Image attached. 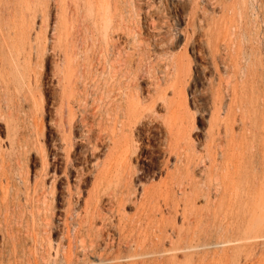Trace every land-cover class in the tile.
I'll return each mask as SVG.
<instances>
[{
	"label": "bare ground",
	"instance_id": "6f19581e",
	"mask_svg": "<svg viewBox=\"0 0 264 264\" xmlns=\"http://www.w3.org/2000/svg\"><path fill=\"white\" fill-rule=\"evenodd\" d=\"M53 1L50 50L58 94L50 104L66 175L81 181L77 149L91 146L83 168L93 176L92 189L83 217L76 212L75 219V231L89 239L82 255L95 250L92 233H102L94 230L97 220L107 213L123 216L133 204L138 233L123 237L132 240L125 246L134 253L128 264H264V25L258 28L253 0H218V12L194 0L191 31L179 32L180 52L172 44L177 32L160 24L150 4L143 9L136 0H0V121L6 130L5 142L0 137V264H37L24 247L36 240L28 235L40 208L35 193L48 175L42 68ZM140 16L147 33L159 37L155 47L165 45L160 54L144 44ZM204 56L209 67L192 65ZM198 116L202 128L195 126ZM155 140L158 149L151 153ZM155 153L163 157L166 175L157 184H142L139 192L134 182L144 177L138 175L140 163ZM30 155L41 162L34 183ZM49 192L52 210L53 185ZM177 222L183 228L174 246L161 248L166 228ZM156 225L159 234L152 230ZM75 254L67 251L64 264H80ZM122 259L99 257L98 264Z\"/></svg>",
	"mask_w": 264,
	"mask_h": 264
},
{
	"label": "rangeland",
	"instance_id": "374dc122",
	"mask_svg": "<svg viewBox=\"0 0 264 264\" xmlns=\"http://www.w3.org/2000/svg\"><path fill=\"white\" fill-rule=\"evenodd\" d=\"M178 0H136L137 4L143 6V9L148 4L152 5V10L154 11V17H159L160 24L163 22H167L172 28L171 33H175L178 37H174L172 39V44L174 47V52H180L183 44L184 39L179 34L183 29H187L191 31V25L188 23V20L192 14V5L194 0H181L177 3ZM200 2V6L205 7L208 11L212 9L215 12H218V0H198ZM172 2L175 4V7L172 6ZM177 3V4H176ZM253 6L259 9H254L255 16L258 14V28L260 29L264 25V0H253ZM258 5V7L256 6ZM258 12V14H256ZM55 16H56V8L55 3L50 2L49 7V20H48V27L46 30V37H47V53L44 57L43 68L42 72L45 76L43 79V84L46 90V94H44L45 103H44V141H45V149L48 157V175L44 180V188L39 187L36 190L35 196L36 199L39 200L38 205L40 206L39 210L35 209L36 216L34 222V231L28 234L29 237L33 235L36 240L32 242L28 240L26 242V246L24 247L27 256L32 259L36 258L37 264H64V256L66 255L67 251L71 250L75 252V256L73 259L78 261L80 264H98L99 257L103 260L107 258H112L114 256H120L123 259L120 261L122 264H128L131 261L127 260L126 257L133 255L134 253L132 250L125 248L126 244L132 245V240L123 239L126 235H137L138 231L136 228L134 229V219L136 217V210L133 204H128L125 208V212L122 215L115 214L112 215L107 213L104 217V221L97 220L96 227L94 230H102L100 236H98L97 232L92 233L91 238L97 241L95 245L94 252L90 253L88 256L82 255V245H89V239L86 233L83 230H80L78 233L75 231L78 227V224L75 223L76 219V212L79 213V217H83V210L85 207V202L89 199V192L92 189V181L93 176L90 172L83 168L84 157L89 155L91 152V146L88 147H79L77 149L78 158H80L79 167H82L83 177L79 182V178L75 176H71L70 174H65L64 168V152L60 147L62 144L60 135L55 128V107L51 106L50 102L54 101L57 98V81L53 75V66L55 62V58L52 56L51 44L53 42V28L55 26ZM211 15H208V18ZM140 19V26L139 32H141V37L147 41L144 42L150 44L149 49L155 51L159 54L165 49V45H159V47H155L156 40L158 36H150L147 32V28L145 25L144 20H142V16L138 17ZM262 20V23H261ZM38 20H36L37 22ZM206 21L204 22V24ZM262 24V25H261ZM188 27V28H187ZM174 29H176L174 31ZM264 26L260 29V34L263 38L264 36ZM166 29L162 30L165 32ZM263 31V32H262ZM161 32V31H160ZM150 33V32H149ZM170 33V32H169ZM152 34V32H151ZM155 35V34H154ZM171 36L169 35L168 38ZM156 38V40H155ZM159 38V37H158ZM171 41V40H169ZM177 46V47H176ZM199 47H195L194 49L197 50ZM193 48L187 47V51L192 54ZM203 52L205 53V47L202 48ZM207 58V59H205ZM204 62V63H203ZM204 65L206 67L210 66V62L208 57L204 56L202 61L199 59H194L192 65ZM211 73V72H209ZM208 76V75H206ZM145 87L144 84H142ZM56 89V90H55ZM193 109V107H192ZM87 112L89 119L87 120L88 126L92 128V136L93 142H95L94 138L98 132L96 121L91 116L93 113V106L91 100H89ZM161 112V111H160ZM195 126L198 128L203 127V122L201 118L198 116L195 120ZM78 130V129H77ZM78 132V131H77ZM78 135V134H76ZM0 137L3 140L6 138V130L4 122L0 121ZM5 142V140H4ZM151 153L157 150V140H155L152 144L149 145ZM106 151H102L99 154L101 160L105 158ZM156 153L154 157L150 158L147 156L146 159L140 163L138 175H144L142 178L135 179V186L137 190L141 191L142 184L150 185V184H157L160 182L162 177H165V172L161 173V169L163 167V157L157 158ZM58 158V170L52 167V163L55 162L54 157ZM91 160V159H89ZM175 161L172 159L170 160V167ZM28 170H29V180L30 182L34 183V174H40L41 169V162L38 156L30 155V161L28 163ZM54 186V201L52 203V210L49 209V204L51 200L50 188ZM77 188H80V196L77 202L78 195L76 194ZM104 207L108 208V203H104ZM169 216L168 213H166ZM179 217V216H178ZM80 228V227H79ZM78 228V229H79ZM182 225L180 222H177L174 226H168L167 230V238L162 239L160 241V247L163 249H171L176 242V237L178 236V232L182 229ZM153 231L156 234H159L161 228L157 225L153 227ZM75 232L77 236H75ZM26 237V234H23ZM155 237V236H154ZM80 239L84 240V243H80ZM157 239V238H155ZM3 240L0 237V248L3 249ZM176 245V244H175ZM0 249V250H2ZM91 251V250H90ZM4 257H7L8 254L6 252L3 253ZM126 259V260H125ZM182 259L181 254H179V261ZM135 262V261H134ZM140 262V260H137ZM102 264H110L107 262H103ZM142 264V263H138Z\"/></svg>",
	"mask_w": 264,
	"mask_h": 264
}]
</instances>
